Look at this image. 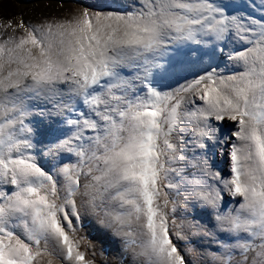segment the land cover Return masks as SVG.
Wrapping results in <instances>:
<instances>
[{
  "label": "snow or ice",
  "instance_id": "6c2138e0",
  "mask_svg": "<svg viewBox=\"0 0 264 264\" xmlns=\"http://www.w3.org/2000/svg\"><path fill=\"white\" fill-rule=\"evenodd\" d=\"M18 2L0 264H264V0Z\"/></svg>",
  "mask_w": 264,
  "mask_h": 264
},
{
  "label": "rangeland",
  "instance_id": "374dc122",
  "mask_svg": "<svg viewBox=\"0 0 264 264\" xmlns=\"http://www.w3.org/2000/svg\"><path fill=\"white\" fill-rule=\"evenodd\" d=\"M30 7L31 5L29 3L20 4L18 0H3L2 11H0V15L10 16L15 14L17 11L27 10ZM227 199L228 197L225 196V200ZM84 234L87 235L90 240H92L98 250L103 251L105 259L109 261H116L118 259L117 246L111 244L108 238L100 237L95 231H92L89 228L84 229Z\"/></svg>",
  "mask_w": 264,
  "mask_h": 264
},
{
  "label": "bare ground",
  "instance_id": "6f19581e",
  "mask_svg": "<svg viewBox=\"0 0 264 264\" xmlns=\"http://www.w3.org/2000/svg\"><path fill=\"white\" fill-rule=\"evenodd\" d=\"M223 167H224V165L221 163L220 168L223 169ZM225 196H227V195L225 194Z\"/></svg>",
  "mask_w": 264,
  "mask_h": 264
}]
</instances>
